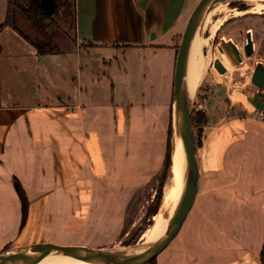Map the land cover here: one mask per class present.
<instances>
[{
	"label": "rangeland",
	"instance_id": "374dc122",
	"mask_svg": "<svg viewBox=\"0 0 264 264\" xmlns=\"http://www.w3.org/2000/svg\"><path fill=\"white\" fill-rule=\"evenodd\" d=\"M62 1L46 2V11L51 16L45 30L47 34L39 33L19 12L17 22L39 44L51 42L55 50L46 48V54L60 51L64 62L68 56L73 58L76 49L74 15L71 13L73 0ZM248 7L243 0L227 2L223 12L211 17L210 29L204 32L211 57L194 95L192 111L197 117L198 112L205 114V118L193 122L203 185L177 238L153 260V264H158L162 257L163 261L172 264H263L264 213L260 199L264 195V135L257 129V124L264 122V112L245 108L243 96L246 92H255L251 75L257 62L264 61V13L235 15L236 11ZM20 17L24 23L20 22ZM223 17L228 20L217 27L219 18ZM64 18L68 22L65 23ZM248 29H253L255 44V52L250 57L245 56L241 43ZM221 39H232L239 45L244 59L241 65H235L226 52L223 54L219 45ZM98 52L109 62L105 68L112 74L113 86L117 84L116 97L125 90L136 100L142 83L134 52L128 54L126 63L120 56L119 64L113 51ZM71 64L68 70L73 69ZM62 66L65 70L66 66ZM173 67L174 63L165 64L156 73V87L161 85L159 89L164 97H172L176 66ZM173 98L167 104H157L153 120L148 113V119L144 120V112L139 111L143 113V119L138 127L133 125L132 116L127 115L125 120L122 116L125 107L121 108L119 124L123 125L125 121L127 130L129 124L130 136L121 134L118 128L117 133L114 132L118 137L116 141L100 142L103 154L91 155L90 169L88 162L81 163L82 182L91 180V174L94 179L84 190H70L67 203L71 204L64 208L60 206L54 213V221H61L63 228H57L46 212V237L50 242L125 248L143 241L142 234L154 223L153 216L161 209L168 211L169 208L163 203V196L171 177L172 157L166 170L164 161L170 132L171 149L175 135ZM100 127L104 128L103 125ZM118 144H124V152L116 149ZM161 182L164 183V194L159 207L156 196ZM157 207L158 212L153 214ZM7 248L0 247V251Z\"/></svg>",
	"mask_w": 264,
	"mask_h": 264
},
{
	"label": "crops",
	"instance_id": "0c3cea01",
	"mask_svg": "<svg viewBox=\"0 0 264 264\" xmlns=\"http://www.w3.org/2000/svg\"><path fill=\"white\" fill-rule=\"evenodd\" d=\"M199 1L73 0L74 18L69 16L76 52L64 62L60 51L44 54L12 27L0 28V247L50 242L46 212L54 221L56 210L71 204L70 190L91 186L93 175L82 182L79 168L88 162L90 169L91 155L103 154L102 142L116 141L118 128L130 136L129 124L127 130L120 117L132 116L138 127L139 111L144 120L147 113L153 120L157 104L170 102L174 84L172 97L162 96L156 73L165 64L176 66L185 27ZM9 5L0 0V26ZM104 49L113 51L116 61L123 56L125 63L128 54L137 56L142 83L137 101L125 90L116 97L117 84L105 68L109 62L98 52ZM257 129L264 135V122ZM121 145L115 147L124 152ZM260 203L264 213V195ZM54 222L63 228L61 221ZM162 259L158 264H172Z\"/></svg>",
	"mask_w": 264,
	"mask_h": 264
},
{
	"label": "water",
	"instance_id": "95a60500",
	"mask_svg": "<svg viewBox=\"0 0 264 264\" xmlns=\"http://www.w3.org/2000/svg\"><path fill=\"white\" fill-rule=\"evenodd\" d=\"M231 0H200L193 9L176 58L173 91V132L172 156L177 150V140H181L185 153L183 190L178 197L177 205L169 220L168 226L161 238L155 241L137 243L125 248L89 247L86 245H63L52 242L33 243L24 246H12L0 251V264H32L49 255H66L79 257L86 262L96 264H148L158 258L178 236L183 225L189 218L196 202V197L201 188V170L197 158V135L193 124V105L195 93L189 89L188 70L192 43L197 33L204 35L203 28L209 13L219 4ZM51 6L49 2L48 6ZM49 6V8H50ZM48 8V7H46ZM219 45L223 54L226 52L235 65H241L244 61L242 50L232 39H221ZM255 52V44L252 32H248L244 45L245 56L250 57ZM208 47L204 48L207 56ZM224 68V66H221ZM226 68V66H225ZM252 82L258 90L252 93L246 92L248 100L255 109L264 112V61H259L251 75ZM171 156V157H172Z\"/></svg>",
	"mask_w": 264,
	"mask_h": 264
},
{
	"label": "bare ground",
	"instance_id": "6f19581e",
	"mask_svg": "<svg viewBox=\"0 0 264 264\" xmlns=\"http://www.w3.org/2000/svg\"><path fill=\"white\" fill-rule=\"evenodd\" d=\"M248 4L249 7L246 10L236 11L235 15L240 16L241 14L245 13H264V0H243ZM227 7V3L219 4L216 6L212 12L209 13L208 17L206 18V22L203 26L205 31L210 29L208 24L210 23V19L213 15H217L220 12H223ZM212 14V15H211ZM231 17V16H229ZM235 17V16H234ZM214 19V18H213ZM228 19L227 17L219 18V24L217 27L223 25ZM210 25V24H209ZM213 27V26H212ZM205 34V33H204ZM208 38L202 33H197L193 43L191 54L189 58V70H188V77L187 80L189 81V89L191 93H196L199 89L202 81L203 76L206 71L207 65L209 63V59L211 57L210 54V46L208 45ZM208 47L207 56L204 54V48ZM211 62V61H210ZM241 99V98H240ZM242 100V99H241ZM243 105L245 108L249 110H254V105L248 100L247 95L244 94L243 96ZM177 150L172 156V163H171V177L170 181H168L169 185H166V189L164 188L165 194L163 196V203L167 206L168 211H161L153 216L154 223L148 227L144 233L142 234V242L147 241H155L161 238L162 234L165 232L171 215L174 211L175 206L178 202V197L183 190V177H184V160H185V153L182 147L181 140H177ZM168 177V176H167ZM163 207V206H162ZM164 208V207H163ZM170 211V212H169ZM32 264H96L86 262L85 260L79 257H72L66 255H49L38 262H34Z\"/></svg>",
	"mask_w": 264,
	"mask_h": 264
},
{
	"label": "trees",
	"instance_id": "16d2710c",
	"mask_svg": "<svg viewBox=\"0 0 264 264\" xmlns=\"http://www.w3.org/2000/svg\"><path fill=\"white\" fill-rule=\"evenodd\" d=\"M67 1L68 0H64L62 2L65 3ZM46 2L47 0H9L10 5H9L8 14H7L8 18L4 24H1L0 28L2 26L12 27L15 31L21 33L27 40L32 42L38 48V50H40V52L42 53L47 52L46 48L55 50L54 46L52 47L51 42L39 44L37 40H34L27 33H25L17 22V13L19 12L23 16L27 17V19L32 24L33 28L36 29L39 33L47 34L48 32H46L45 30L47 29V26H48V20H51V16L46 11ZM203 118H205V114L202 112H198V117L197 115H193V122L194 121L196 122V120L200 121ZM171 138H172V132H170V135H169V144L167 147L168 150H167L165 161H164L165 170L168 169L169 167L171 154H172V149H171V144H170ZM163 186H164V183L161 182V185L159 186L157 196H156L157 201H159V207L161 204V196L163 194ZM159 207H157V209L154 210L153 214H156L158 212ZM261 259H262V263L264 264V243H263L262 252H261ZM148 264H153V260Z\"/></svg>",
	"mask_w": 264,
	"mask_h": 264
},
{
	"label": "flooded vegetation",
	"instance_id": "af4514ba",
	"mask_svg": "<svg viewBox=\"0 0 264 264\" xmlns=\"http://www.w3.org/2000/svg\"><path fill=\"white\" fill-rule=\"evenodd\" d=\"M252 32V34H253V29H248L246 32H245V37H244V39L241 41V43L243 44V45H245V43H246V41H247V35H248V32ZM254 38V37H253ZM263 57H264V53H263ZM259 62H257V64H258ZM257 64H256V66H257ZM258 90V87L256 86V89H255V91H257ZM261 95H263L264 96V90H263V92L261 93Z\"/></svg>",
	"mask_w": 264,
	"mask_h": 264
}]
</instances>
